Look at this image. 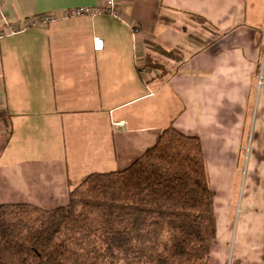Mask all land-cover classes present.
Returning <instances> with one entry per match:
<instances>
[{
    "label": "crops",
    "instance_id": "1",
    "mask_svg": "<svg viewBox=\"0 0 264 264\" xmlns=\"http://www.w3.org/2000/svg\"><path fill=\"white\" fill-rule=\"evenodd\" d=\"M103 1L0 0V30ZM119 6L0 39V204L65 205L85 175L127 168L172 125L202 141L210 264H264V0Z\"/></svg>",
    "mask_w": 264,
    "mask_h": 264
},
{
    "label": "trees",
    "instance_id": "2",
    "mask_svg": "<svg viewBox=\"0 0 264 264\" xmlns=\"http://www.w3.org/2000/svg\"><path fill=\"white\" fill-rule=\"evenodd\" d=\"M216 236L201 138L172 125L127 168L85 175L65 205L0 204V264H210Z\"/></svg>",
    "mask_w": 264,
    "mask_h": 264
},
{
    "label": "built area",
    "instance_id": "3",
    "mask_svg": "<svg viewBox=\"0 0 264 264\" xmlns=\"http://www.w3.org/2000/svg\"><path fill=\"white\" fill-rule=\"evenodd\" d=\"M102 14L121 17L122 13H121V8L119 6V0H104L103 3L100 4L78 5V6L65 8L61 11L50 12L40 17L27 18L19 26H14L6 22L7 24L5 28L0 30V39L4 37L6 34L16 33L21 29L28 28L30 26H35L38 24L47 25L60 18H67V17L80 16V15L96 16ZM133 32L135 34L138 32V28L136 25L135 26L133 25ZM118 124L120 125L121 123Z\"/></svg>",
    "mask_w": 264,
    "mask_h": 264
},
{
    "label": "rangeland",
    "instance_id": "4",
    "mask_svg": "<svg viewBox=\"0 0 264 264\" xmlns=\"http://www.w3.org/2000/svg\"><path fill=\"white\" fill-rule=\"evenodd\" d=\"M154 79L152 78V79H150V81H153ZM151 88V87H150Z\"/></svg>",
    "mask_w": 264,
    "mask_h": 264
}]
</instances>
